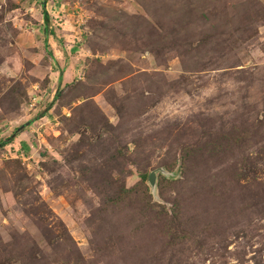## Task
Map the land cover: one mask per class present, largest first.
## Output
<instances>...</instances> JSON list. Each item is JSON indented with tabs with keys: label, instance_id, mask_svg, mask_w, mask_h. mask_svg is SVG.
<instances>
[{
	"label": "rangeland",
	"instance_id": "rangeland-1",
	"mask_svg": "<svg viewBox=\"0 0 264 264\" xmlns=\"http://www.w3.org/2000/svg\"><path fill=\"white\" fill-rule=\"evenodd\" d=\"M8 138L0 264H264V0H0Z\"/></svg>",
	"mask_w": 264,
	"mask_h": 264
},
{
	"label": "trees",
	"instance_id": "trees-1",
	"mask_svg": "<svg viewBox=\"0 0 264 264\" xmlns=\"http://www.w3.org/2000/svg\"><path fill=\"white\" fill-rule=\"evenodd\" d=\"M44 20H45V26L47 28L48 26V22H49V18H48V15L44 14ZM76 51V50H75ZM59 98V96H58ZM21 132V130H20ZM14 141V139H11V138H8L7 140L3 141L0 145V148H5L6 146L12 144ZM183 166V170H185V172H187L188 170V162L185 163V165H182ZM184 172V173H185ZM148 180V173H143L141 175V181H140V184H139V187H136V188H133V189H129L127 187H124L122 189V192L118 195H107V196H103V199L105 201L106 204H110V206H115V205H118L122 202H125V201H129V199L133 198L130 194L132 192H135V191H138L140 195L138 196H141L142 199L146 200L148 203H147V206L145 205V209L147 211V214H150V215H154V216H158L156 214H154V212H156L155 210V206L151 204V198L148 196L149 195V191L148 189L145 187V182ZM173 181L171 180H168L167 178H165L164 176H161L160 177V181H159V187L161 189H163V192L165 191L164 189H167V188H164L165 185H167L168 183H171ZM165 183V184H164ZM148 198V199H147ZM151 204V208H150V205ZM149 208V209H148ZM177 209V206L174 208H172V215L169 216V213L167 212L165 214V217L169 220H172L173 218H175V220L179 221V213L178 211L176 210ZM139 214L141 215V212H139ZM184 229V228H183Z\"/></svg>",
	"mask_w": 264,
	"mask_h": 264
},
{
	"label": "crops",
	"instance_id": "crops-1",
	"mask_svg": "<svg viewBox=\"0 0 264 264\" xmlns=\"http://www.w3.org/2000/svg\"><path fill=\"white\" fill-rule=\"evenodd\" d=\"M17 141V140H16ZM26 141V142H25ZM9 147L10 146H15V144H11V145H8ZM8 148V147H7ZM20 148H22V149H24V151H30V148H31V146H30V144H29V142L27 141V140H24V141H22V144H20V147H19V149Z\"/></svg>",
	"mask_w": 264,
	"mask_h": 264
},
{
	"label": "water",
	"instance_id": "water-1",
	"mask_svg": "<svg viewBox=\"0 0 264 264\" xmlns=\"http://www.w3.org/2000/svg\"><path fill=\"white\" fill-rule=\"evenodd\" d=\"M155 177H156V174L155 173H152L149 176V182H150L151 186H153V187H155Z\"/></svg>",
	"mask_w": 264,
	"mask_h": 264
}]
</instances>
